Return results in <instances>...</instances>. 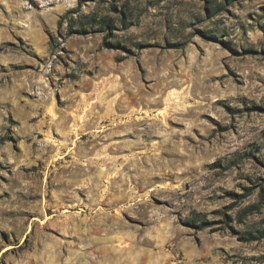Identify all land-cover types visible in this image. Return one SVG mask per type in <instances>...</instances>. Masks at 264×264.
<instances>
[{"label": "rangeland", "instance_id": "rangeland-1", "mask_svg": "<svg viewBox=\"0 0 264 264\" xmlns=\"http://www.w3.org/2000/svg\"><path fill=\"white\" fill-rule=\"evenodd\" d=\"M0 264H264V0H0Z\"/></svg>", "mask_w": 264, "mask_h": 264}, {"label": "trees", "instance_id": "trees-1", "mask_svg": "<svg viewBox=\"0 0 264 264\" xmlns=\"http://www.w3.org/2000/svg\"><path fill=\"white\" fill-rule=\"evenodd\" d=\"M70 12V10H68V11H66V13H64L62 16H61V18H60V20H59V23L62 21V19L63 18H65V17H67L68 16V13ZM84 18V20H82ZM78 19H80L81 20V32H83L84 31V27H85V25L86 24H93V23H97V24H99V25H102V26H109L110 25V23H109V21L107 20V19H105V18H101V19H97L95 16H93V15H80L79 16V18ZM103 46H105V47H109V44H108V42L105 40L104 42H103ZM204 225H208V223L207 222H202L200 225H199V227L200 228H202ZM248 237H250V238H254V237H256V236H248Z\"/></svg>", "mask_w": 264, "mask_h": 264}, {"label": "bare ground", "instance_id": "bare-ground-1", "mask_svg": "<svg viewBox=\"0 0 264 264\" xmlns=\"http://www.w3.org/2000/svg\"><path fill=\"white\" fill-rule=\"evenodd\" d=\"M138 112H140V109H138Z\"/></svg>", "mask_w": 264, "mask_h": 264}]
</instances>
